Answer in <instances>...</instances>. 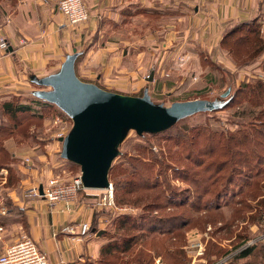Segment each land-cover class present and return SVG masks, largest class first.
Instances as JSON below:
<instances>
[{"label": "rangeland", "instance_id": "374dc122", "mask_svg": "<svg viewBox=\"0 0 264 264\" xmlns=\"http://www.w3.org/2000/svg\"><path fill=\"white\" fill-rule=\"evenodd\" d=\"M136 6H126L117 21H103L99 30L83 36L77 44L79 49H76L81 50V54L75 61V71L80 79L130 95H141L147 87L154 101L166 105L198 98L213 100L228 88L230 91L224 98L228 99L226 104L217 110L181 119L161 133L139 136L131 131L128 134L119 148L120 154L112 162L110 182L113 184L119 176L120 179L126 178L122 176L125 174L123 168L128 165L126 159L152 157L149 153L152 151L160 161L141 166L142 174L151 175L155 185L130 193L128 198L134 201L129 204L127 200L125 203L119 201V193L115 190L116 201L121 206L114 203L112 187L114 208L104 206L107 217L103 225L107 233L103 236L108 239L114 235L113 222L124 213L137 214L148 209L158 215L161 211L185 210L192 219L189 226L164 236L153 234V239L137 244L121 254L122 258H130L141 249L150 254L151 261L160 258L163 264H169L166 249L172 252L170 258L174 257L173 260L178 249L183 252L186 264H209L206 259L209 254L215 255L213 258L221 263L225 260L221 255L226 250L254 246L250 259L241 260L251 263L264 242V199L256 197L264 194V136L256 131L264 128L260 124L264 121V90L256 94L254 89L259 79L264 82L263 27L257 26L258 36L250 35L240 44L231 46L233 38L245 34V29L239 30L234 37H229V42L223 43L221 39L217 48L208 52L192 41L188 14ZM230 29L225 28L223 34ZM92 47L95 54H108L113 52L111 48L119 49L121 69L114 66L104 76L102 68L105 64L103 67L102 64L89 66L85 56ZM7 49L8 44L7 48H0L2 51ZM151 72L153 79L148 81ZM22 78L23 85L18 84L19 87L13 89L5 87L0 91L1 194L11 190L29 193L32 188H39L42 184H32L31 180L26 182L31 172L25 170L41 168L43 174L38 173V178L47 180V165L51 162L49 154L57 160L50 177L70 180L80 172L78 165L65 162L58 154L61 144L57 136L62 132L65 134L72 124L60 109L52 104L53 107L44 110L41 118L27 112L14 116L5 112L4 102L16 104L36 99L30 91L41 87L31 83L26 72ZM49 143H56V147L50 149ZM258 154L263 156L260 160H257ZM197 158L200 162L196 163ZM112 170L116 177L111 175ZM95 191L98 195L106 192L107 196L106 190ZM193 202L197 204L191 206ZM207 202L211 204L202 207ZM154 203L162 206L150 207ZM111 208L114 209L112 212L108 210Z\"/></svg>", "mask_w": 264, "mask_h": 264}, {"label": "crops", "instance_id": "0c3cea01", "mask_svg": "<svg viewBox=\"0 0 264 264\" xmlns=\"http://www.w3.org/2000/svg\"><path fill=\"white\" fill-rule=\"evenodd\" d=\"M57 2L15 0L12 4L8 0L0 1V37L8 44L7 50H0V91L5 87L13 89L19 87L18 84L23 85L22 75L26 70L42 74L47 68L58 66L66 52L79 49L77 44L84 35L99 30L103 21H117L126 6L170 9L188 14L192 41L208 52L217 48L224 29L235 23L256 19L264 30V0H84L89 18L78 27L67 24L57 9ZM111 50L112 53L95 54L92 47L85 56L88 65L97 67L102 64L103 67L105 64L102 68L104 76L114 66L121 69V51L117 48ZM47 146L53 149L56 143ZM49 160L48 177L53 165L57 164L52 154H49ZM25 172H31L26 182L31 180L32 184H44L46 178H38V173L43 174L41 168H30ZM25 192L11 190L0 193V254L26 234L45 253L49 264L95 263L101 247L109 241L103 233L97 235L96 232L104 230L103 221L107 216L102 202L106 192L98 195L95 190L86 189L72 204L54 205ZM108 210L112 212L114 209ZM84 223L89 225V230L81 233ZM243 248H234L228 256ZM260 249L257 253L259 260L255 256L249 264H264V242ZM250 256L240 259V262L250 259Z\"/></svg>", "mask_w": 264, "mask_h": 264}, {"label": "water", "instance_id": "95a60500", "mask_svg": "<svg viewBox=\"0 0 264 264\" xmlns=\"http://www.w3.org/2000/svg\"><path fill=\"white\" fill-rule=\"evenodd\" d=\"M81 50L65 53L58 66L42 74L26 70L31 83L41 88L30 95L53 104L72 122L64 136L59 137V157L79 166L84 189L107 190L112 187L109 171L120 154V146L131 131L141 136L161 133L179 120L197 113L221 108L230 88L219 98L174 101L169 105L154 101L147 87L141 95L107 90L95 82L83 81L75 71ZM153 72L148 76L152 81ZM42 192V186L39 187ZM104 230H98L101 235Z\"/></svg>", "mask_w": 264, "mask_h": 264}, {"label": "trees", "instance_id": "16d2710c", "mask_svg": "<svg viewBox=\"0 0 264 264\" xmlns=\"http://www.w3.org/2000/svg\"><path fill=\"white\" fill-rule=\"evenodd\" d=\"M8 1H10V3L12 4L15 2V0ZM257 26H260V24L257 22L256 19L237 23L233 28L230 27L231 29L223 34L222 42H229V37H234V33L242 29L246 30L245 34L233 38L234 41L232 42L231 46L240 44L241 42L245 41L250 35H254L256 37L258 36ZM231 46L229 47L230 51L232 50ZM263 51H261V53ZM259 80L256 84H254L256 94H259L261 91L264 90V82ZM2 106L5 112H7L10 116H14L16 113L19 112H27L31 113L30 116L37 115V118L43 117L44 110L53 107V105L50 103H46L36 99L29 100V102L18 101L16 102V104H13L12 101L4 102ZM260 124L264 127V121ZM256 131H259L260 134L264 136V128L256 129ZM149 153L152 155V157L133 156L129 159H126V163L128 165L126 168H123L125 174L122 175L126 176V178L120 179L119 176L115 178V180H113L112 184L113 200L116 206H119L120 204L116 201V196L114 194L115 190L119 193L118 200L123 201V203H125V200H127V203L129 204L133 203L131 201H134V199L128 198V195L130 193H133L137 189H150L153 185H155V179L151 175L144 176L142 174L143 167L141 165L151 166V163H158L160 161L157 154L153 153L152 151H149ZM262 157V155L260 156L258 154L257 160H260ZM195 162H200V160H198L197 158ZM68 163L72 164L71 162ZM1 166L2 165L0 164V168ZM181 172L184 173L183 171ZM110 173L111 175L116 177V175L114 174V170H112ZM263 195L256 197L264 199V197H262ZM196 204V202H193L191 206H195ZM209 204H211V202H207L206 204L204 203L202 207L207 208ZM153 205L154 206L150 205V207L162 206V204L160 203H154ZM258 206L261 207L259 203ZM196 208H198V206H196ZM151 211L152 210L143 209L141 213H124L119 215L113 222L115 226L114 235L110 237L111 239L108 238L109 241L101 247L100 255L97 257L95 263L93 264H153V260L151 261L150 254L145 253L141 249L131 254L130 258L124 259L122 258L121 254L130 251L139 243H146L148 239L150 241L151 238L153 239V234L164 236L173 232L182 231V229H184L185 226H189L190 222L192 221V219L186 215L185 210L173 213H162L161 211V213H159L158 215L152 214ZM106 233L107 231L104 230L103 234ZM151 245L152 244H150V246ZM254 249V246H247L232 256H228L232 250H226L221 255L222 258H225V260L221 263H219V259L213 258L215 256L213 254H209V258L206 259L208 262H210L209 264H249L248 261L240 262V259L252 255ZM170 253L172 252L166 249L165 255L168 256L169 264H180L181 262L182 264H186V262H183L185 260L184 255L182 256L183 252L181 250L176 249L175 260H173L174 257L170 258Z\"/></svg>", "mask_w": 264, "mask_h": 264}, {"label": "built area", "instance_id": "2783aa9c", "mask_svg": "<svg viewBox=\"0 0 264 264\" xmlns=\"http://www.w3.org/2000/svg\"><path fill=\"white\" fill-rule=\"evenodd\" d=\"M59 11L64 15L66 21L71 25L84 23L88 19V9L83 0H60ZM0 48H7L3 38H0ZM64 136L62 132L57 137ZM28 161V159H26ZM42 192L38 187L32 188L28 195L42 197L49 204H72L79 192L86 190L83 188L80 174L72 179H61L59 176L49 177L45 184H42ZM112 187L107 191V196L103 198V205L112 203ZM114 208V207H113ZM89 230L86 223L81 226V233ZM0 264H49L47 256L40 250L35 241L28 235H23L18 241L10 244L6 250L0 254ZM153 264H163L160 258H156ZM194 264V263H193Z\"/></svg>", "mask_w": 264, "mask_h": 264}]
</instances>
